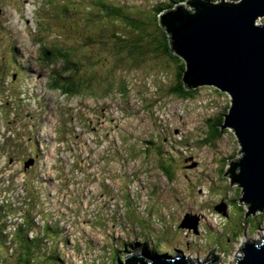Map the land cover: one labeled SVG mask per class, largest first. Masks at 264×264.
Masks as SVG:
<instances>
[{"label": "rangeland", "instance_id": "1", "mask_svg": "<svg viewBox=\"0 0 264 264\" xmlns=\"http://www.w3.org/2000/svg\"><path fill=\"white\" fill-rule=\"evenodd\" d=\"M175 1L181 2L0 0V221L8 238L0 241V264H20L23 250L11 238L14 227L17 231L27 221L41 238L26 251L31 264H86L71 258L80 255L76 241L57 251L58 257V240L47 244L50 251L42 241L47 235L61 238L49 230L56 211L43 195L59 186L72 209L75 186L82 195L90 191L85 201L94 204V212L79 221L75 234L100 248L89 264L152 254L140 243L150 240L159 254L205 261L214 251L221 256L218 264H235L246 242L264 237V213L247 217L251 209L240 201L244 193L227 175L242 156L238 140L228 129L215 141V127L212 133L209 127L211 119L228 113L229 94L204 85L187 100L171 91L183 60L160 53L166 33L156 18L159 9L189 2ZM113 4L130 20L109 16ZM69 76L72 83L63 81ZM61 120L75 129V137L66 134ZM55 127L61 128V140ZM60 143L61 156L49 159ZM27 146L41 150L31 156L34 171L32 164L27 167ZM19 153L23 160L16 159ZM72 154L79 156L77 162ZM61 157L88 188L64 183L67 166L58 164ZM85 167L91 168L87 176ZM220 206L225 210L216 211ZM187 215L191 226L183 222Z\"/></svg>", "mask_w": 264, "mask_h": 264}, {"label": "water", "instance_id": "2", "mask_svg": "<svg viewBox=\"0 0 264 264\" xmlns=\"http://www.w3.org/2000/svg\"><path fill=\"white\" fill-rule=\"evenodd\" d=\"M226 1L192 0L160 18L174 52L186 63L182 80L187 87L208 85L232 97L222 128L233 131L242 156L232 161L227 175L244 193L240 201L248 203L250 216L264 212V0ZM191 219L187 215L184 224ZM241 251L236 264H264V238ZM120 264L205 263L183 254L142 252Z\"/></svg>", "mask_w": 264, "mask_h": 264}, {"label": "trees", "instance_id": "3", "mask_svg": "<svg viewBox=\"0 0 264 264\" xmlns=\"http://www.w3.org/2000/svg\"><path fill=\"white\" fill-rule=\"evenodd\" d=\"M182 1L184 2L185 0H181V2ZM111 9H112V6H108L107 13L109 16H113V18H115V19L121 18L122 20H125V21L130 20L129 15L124 13V11L122 10L121 7H117L113 4V10H111ZM156 24L166 33L165 28L161 24L159 13H158L157 18H156ZM161 40H162V38H161ZM161 40H159L160 41L159 43H162L160 46V53L161 54H166V53H171V52L174 53L171 35H169V37H167V35H166V39L163 42H161ZM154 41H156V40L154 39ZM60 53H63L65 55L64 52H60ZM173 60L175 62L182 61V59L179 56H174ZM185 68H186V63L183 61V64L181 65V72L179 75V83H177L171 89V91L174 94H176L177 96H181L183 99L191 98V97L193 98L199 92L198 89H196V90L188 89L187 85L182 81V76H183ZM69 77H70V79L67 80L64 78L63 81L66 80L67 82L72 83V82H70V80H72L73 77L72 76H69ZM62 78H63V76H62ZM223 123H224V117L218 119L217 121H212V119L209 121V124H210L209 127L211 128V133L215 130L214 134L212 135L213 140L217 141V139L220 138V136H222L223 133H225V131L227 130V129L222 128ZM212 127H215L214 130L212 129ZM210 139H211V136L209 137L208 143H211ZM215 141H213L212 143H214ZM128 202H132L130 195H128ZM3 208H5V205ZM4 211L6 212L7 208ZM2 213H3V211L0 210V214H2ZM30 223H31V221H27V223L25 225L21 226V228H19V230H17L16 233L14 234V235H16L18 233L17 237H16L17 244H18L17 249L23 250V254L19 258V260L21 261L20 264H31L30 258L28 257V255L26 253L27 249L34 247L32 245V243H30V242H33V240H30L31 238L29 236V232H30L29 227H31ZM2 225H3L2 221H0V241L5 240L4 243H7L6 239H8V238L5 236L6 230L3 229ZM45 228H47V227H45ZM52 231L54 232V235H56V236H60V234H61L60 230H58V229L53 228ZM54 238H56V237H54ZM13 239H15V236H13ZM152 252L153 253L156 252L155 249H152ZM117 259H118V256H117ZM117 264H118V262H117Z\"/></svg>", "mask_w": 264, "mask_h": 264}, {"label": "clouds", "instance_id": "4", "mask_svg": "<svg viewBox=\"0 0 264 264\" xmlns=\"http://www.w3.org/2000/svg\"><path fill=\"white\" fill-rule=\"evenodd\" d=\"M190 1H192V0H189V2ZM202 1H207V0H202ZM210 2H213V3H216L215 2V0H213V1H211V0H209ZM176 2V1H175ZM186 2V1H185ZM235 2H239V0H235ZM180 4V3H179ZM175 5H177V4H175ZM171 6V5H170ZM179 6H181V4L179 5ZM173 7L171 6V9H172ZM167 12H169L168 11V9L167 8H163V9H159V15L161 16V15H164L165 13H167ZM160 20H161V18H160ZM163 26V25H162ZM165 31H166V35L169 37V35H170V32L168 31V29L167 28H165ZM161 40V39H160ZM162 41V40H161ZM160 42V41H159ZM161 44V43H160ZM174 54H176L175 52H174ZM177 55V54H176ZM176 55H174V56H176ZM178 56V55H177ZM184 61V60H183ZM185 62V61H184ZM186 69V68H185ZM185 71V70H184ZM183 77V76H182ZM183 81V80H182ZM192 98V97H191ZM191 98H186L187 100H189V99H191ZM65 128H66V134H71V135H73V137H75V129L71 126V125H69L68 124V121L67 122H65ZM71 138V137H70ZM72 139V138H71ZM62 143H60V144H58L50 153H49V157L50 156H52L53 154H55L57 157L58 156H61V154L59 153V146L61 145ZM64 175L66 176V177H73L74 178V180H73V183H74V185H76L78 182L80 183V184H82L83 186H85V188H88L87 187V183L85 182V180H81V181H79L77 178H75L74 177V174H73V172H72V170L71 169H68V170H65L64 171ZM75 192H76V195L74 196V198H76L77 196H78V188L75 186ZM87 192H89V191H87ZM8 215H10L11 216V213L10 212H8ZM61 231V230H60ZM62 235V233L60 234V236ZM126 237H127V239H129V236H127V235H125ZM53 239H55L54 237H53ZM57 239H59V238H57ZM126 239V240H127ZM57 251V250H56Z\"/></svg>", "mask_w": 264, "mask_h": 264}, {"label": "bare ground", "instance_id": "5", "mask_svg": "<svg viewBox=\"0 0 264 264\" xmlns=\"http://www.w3.org/2000/svg\"><path fill=\"white\" fill-rule=\"evenodd\" d=\"M171 35V34H170ZM172 45H173V40H172ZM162 83V82H161ZM113 100H114V96H113ZM62 121V120H61ZM53 131L54 132H56V133H58V138H59V140H61L62 138H63V134H62V132H61V128L60 127H55V128H53ZM106 133V132H105ZM104 135V134H103ZM105 139V138H104ZM33 147V146H32ZM24 148V147H23ZM36 150V151H35ZM24 151H29V156H28V158L30 159V161L27 163V167H29L32 163H33V158H31V156L33 155V153H35V154H37V156H39L38 155V153L39 152H41V150H38V149H34V147H33V151L30 149V147L29 146H27V148H24ZM19 155V157H17L16 159H19V160H23V153H19L18 154ZM72 156L74 157V161L75 162H77L76 160L79 158V156H76L75 154H72ZM57 161H58V164H62V165H64V166H67V169H71L72 170V167H71V165H72V163H70L69 161H67V160H65L64 158H58L57 159ZM36 167V165L35 164H32V171H34L35 168ZM30 170V169H29ZM89 170H91V168H86L85 167V171H86V176L88 175V174H90V171ZM50 186H51V183H50ZM39 208V207H38ZM40 214V213H39ZM47 228H48V226H47ZM47 228H45V229H47ZM263 239V238H262ZM262 239H259L258 241H260V240H262ZM257 241V240H256Z\"/></svg>", "mask_w": 264, "mask_h": 264}]
</instances>
